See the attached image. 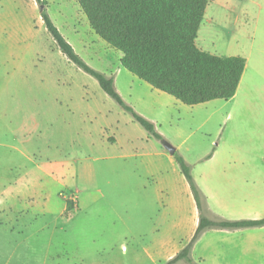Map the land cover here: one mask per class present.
Returning <instances> with one entry per match:
<instances>
[{"label": "rangeland", "instance_id": "obj_1", "mask_svg": "<svg viewBox=\"0 0 264 264\" xmlns=\"http://www.w3.org/2000/svg\"><path fill=\"white\" fill-rule=\"evenodd\" d=\"M44 10L76 52L113 75L123 99L192 164L216 214L264 216V191L238 182L215 186L206 178L233 151L259 150L264 167V84L255 95L261 108L241 120L238 98L189 105L127 70L122 52L93 30L78 0H0V264H165L168 253L148 256L145 247L158 227L172 238L176 231L162 218L178 214L155 191L152 163L178 186L180 216L189 215L187 191L193 199L165 140L62 53ZM259 13L264 0H211L202 48L221 56L264 55ZM67 199L75 203L70 211ZM250 231L239 235L259 230ZM249 246L238 264H264V249Z\"/></svg>", "mask_w": 264, "mask_h": 264}, {"label": "trees", "instance_id": "obj_2", "mask_svg": "<svg viewBox=\"0 0 264 264\" xmlns=\"http://www.w3.org/2000/svg\"><path fill=\"white\" fill-rule=\"evenodd\" d=\"M210 1L78 0L93 30L122 52L120 61L127 70L189 105L232 98L246 68L244 56H221L197 46L196 38ZM42 16L62 53L94 76L101 88L131 112L148 132L165 140L153 121L139 114L123 99L115 77L91 67L76 52L46 10ZM174 158L189 183L200 220L192 237L165 264H202L193 257V248L208 230L264 226V218L228 219L212 211L193 176L192 164L178 150ZM66 203V211L75 207L72 199H67Z\"/></svg>", "mask_w": 264, "mask_h": 264}, {"label": "crops", "instance_id": "obj_3", "mask_svg": "<svg viewBox=\"0 0 264 264\" xmlns=\"http://www.w3.org/2000/svg\"><path fill=\"white\" fill-rule=\"evenodd\" d=\"M263 16L264 15L262 14L260 15L259 13L258 21ZM206 18H207V14L205 13L203 20L204 22L206 21ZM202 25L203 22L200 26V30L196 38V44L200 49L204 50L202 46L205 38L201 35ZM207 26L205 27L207 28ZM197 39L200 40V44H198ZM262 50L264 53V48H262ZM232 55H241L244 56L247 60L246 68L242 75L240 84L238 86V90L232 98L228 99L231 100L238 98V101L235 104L234 109L236 111L238 120H241L245 118L247 115H249V113L253 111H257L255 109L261 108V106H256L258 102H256L255 95L260 90L259 89L260 86L264 84V55L262 56L256 55L254 57H251L252 53L249 52L248 56L246 54H241V53H230L225 56H232ZM169 96L172 97V95ZM172 98H174V96ZM213 101L218 102L216 101V99H214L209 102H206L205 104H209L210 102ZM241 139H245V137H242ZM113 140L118 141V139L116 138H114ZM176 149L178 150L177 147ZM217 150L218 148L217 149L215 148L214 150L216 155L218 153ZM159 154L163 155L164 151L163 150L158 151L157 155ZM162 169L163 168L161 167L160 163H152V165L150 166V171L153 172L152 175L156 176V182L154 184L155 191L158 194L165 193L168 198V204H170L172 212H176V214H178V216L176 217L162 218V220L167 219V222H169L173 226V229L176 231V234H174L172 238L167 239L164 232H161L162 228L158 227L156 229V233H154V236L151 239L152 243L145 247V251L148 256L155 257V254L161 255L164 253H168L169 255L168 257L172 258L179 252V250L186 244V242L194 234L199 224L200 213L197 207L196 200L189 186L191 196L193 198V199L190 198V195L187 191V198L190 203L189 215L186 214L182 216L179 215L181 213V200L179 199L178 196V192H179L178 186L176 185L173 178L169 174H165V172ZM206 178H208V180L215 186H219L220 183L224 184V182H229V183L238 182V186L251 185L252 187L259 188V191H264V167H261L260 164L259 150H255L251 152H245V151L231 152L226 157L224 156V159L219 167H215L214 169L212 168L210 171H208V174H206ZM198 185L206 195L208 199V204L212 209V211L217 212L214 206H212L209 200L210 196L208 193L205 192L206 190L204 186L201 183L200 184L198 183ZM261 185L263 187L260 188ZM209 186L212 187L211 185ZM14 190H15V186H10V188L7 191L13 192ZM261 218H264V216ZM261 218H254V219H261ZM250 230H259V231H257L256 233L255 232L243 233L242 235H239V232H251ZM263 230H264V226L246 228V229H237V230H228V229L208 230L196 242L193 248V257L196 260L202 262V264H238L239 252L243 251L244 249H249L250 248L249 244L253 245L251 248L254 250L257 249L259 251H262L264 249V243L261 242L263 241L261 238H264ZM251 240H253L254 242L252 243Z\"/></svg>", "mask_w": 264, "mask_h": 264}, {"label": "water", "instance_id": "obj_4", "mask_svg": "<svg viewBox=\"0 0 264 264\" xmlns=\"http://www.w3.org/2000/svg\"><path fill=\"white\" fill-rule=\"evenodd\" d=\"M42 9H43V7H41V11H42ZM163 145L166 149H168L170 151L171 154H173V155L175 154L177 149L171 142L165 140V141H163Z\"/></svg>", "mask_w": 264, "mask_h": 264}]
</instances>
